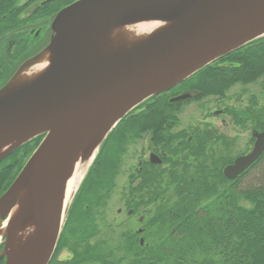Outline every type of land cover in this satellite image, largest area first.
I'll use <instances>...</instances> for the list:
<instances>
[{"label": "water", "instance_id": "water-1", "mask_svg": "<svg viewBox=\"0 0 264 264\" xmlns=\"http://www.w3.org/2000/svg\"><path fill=\"white\" fill-rule=\"evenodd\" d=\"M144 22L166 28L137 46L100 55L99 38L109 30ZM50 31L47 46L0 89V161L43 136L0 196V222L17 205L1 236L4 264H49L63 226V190L75 154L94 156L139 103L264 37V0H77L54 15ZM44 52L50 56L47 67L8 91ZM253 138L251 151L223 169L226 179H236L264 153V129L253 131ZM25 227L32 228L31 238L11 247Z\"/></svg>", "mask_w": 264, "mask_h": 264}, {"label": "trees", "instance_id": "trees-1", "mask_svg": "<svg viewBox=\"0 0 264 264\" xmlns=\"http://www.w3.org/2000/svg\"><path fill=\"white\" fill-rule=\"evenodd\" d=\"M75 1L0 0V89L22 63L47 46L52 18ZM189 80L193 87L202 88L205 95H222L236 85L258 84L264 91V37L220 57ZM162 119L157 114L152 121L141 122L140 127L149 129V123H153L158 128ZM136 123L133 109L98 148L72 199L49 264H264V154L234 185L225 181L219 189H213L214 186L198 184L191 197L177 193L168 225L164 221L158 230L162 236L150 249L135 245V235L124 232L119 234L124 245L115 249L122 250L124 255L114 257L113 251L103 252L98 246L90 245L88 238L97 233L95 217L98 212H104L122 160L135 141ZM258 129L262 130L263 126L258 125ZM42 138L38 136L26 142L0 161V196ZM127 191V207L132 208L134 190ZM158 223H154L155 227ZM2 247L1 244L0 251ZM63 249L70 251L71 256L58 260L57 255ZM0 264H4L3 259Z\"/></svg>", "mask_w": 264, "mask_h": 264}, {"label": "flooded vegetation", "instance_id": "flooded-vegetation-1", "mask_svg": "<svg viewBox=\"0 0 264 264\" xmlns=\"http://www.w3.org/2000/svg\"><path fill=\"white\" fill-rule=\"evenodd\" d=\"M189 79L190 77L166 92L145 99L135 107L137 128L135 141L131 146L135 149V169L134 174L130 173L126 176V190L127 192L131 188L134 190L132 201L135 200V203L132 204V208H128L127 195L122 191L119 194V200L122 201V207H125L123 210L125 209L127 217L133 216L135 209V219L138 222V228L134 232L135 242L141 248L150 249L154 244L149 246V242L144 243V231L150 228L146 226V223L154 225L155 222L166 221L165 226L168 225V217L171 214L172 204L178 197L177 193L183 197H191L188 183L201 184L210 188L214 181L221 179L220 174H223L226 166L232 165L236 158L251 151L255 141L253 131L260 133L263 130H252L249 115L246 114L251 108L253 92L245 98L242 96V91L238 95L231 94L232 87L222 95H205L204 90L198 86L193 87ZM256 85L263 91L258 84L248 86ZM239 86L240 89L243 88ZM183 95L187 98L175 101ZM209 107L213 110L207 111ZM188 108L192 109L188 110ZM186 110L190 111V114L196 112L197 115L194 114V117L189 114V122L186 126H182L180 119L183 118ZM242 112L243 116H241ZM157 114L163 118L158 128L153 126V123H149V129L140 127L141 122H150ZM212 119L220 121V124L215 123L218 127L211 126ZM230 125L233 131H230ZM230 132L235 136L231 137ZM241 136L247 137L245 144L250 146L247 150L245 146L243 151L232 154L231 147L241 140ZM221 157L230 162H219ZM120 173L121 170L115 177V182ZM241 175L234 180L222 177L224 180L221 181H228V184L234 185ZM113 190L108 194L104 212H98L95 217L97 233L88 238L93 248L100 247L104 239L101 232H108L106 213ZM171 196L175 199L172 200ZM118 213H121V210ZM72 214L73 212L69 217ZM149 218L152 221L148 220ZM73 220L76 219L73 218ZM77 222L78 220L75 221L73 229H77ZM119 225L121 226V224L114 225L115 229L120 227ZM114 227L111 225L112 229Z\"/></svg>", "mask_w": 264, "mask_h": 264}, {"label": "rangeland", "instance_id": "rangeland-1", "mask_svg": "<svg viewBox=\"0 0 264 264\" xmlns=\"http://www.w3.org/2000/svg\"><path fill=\"white\" fill-rule=\"evenodd\" d=\"M26 1L27 0H22L21 3L26 2ZM239 87H240L239 85L234 86L230 93L238 95L239 92L242 91V96H244L245 98L248 94L250 95L252 92L254 94L253 100L251 98V102H252V103H250L251 108L249 109L248 112H246V114L249 115L248 119H250V128L252 130H257L258 125H262L264 128V92L261 91L257 87V85L254 87L242 86L243 87L242 89H240ZM257 91H259V92L257 93ZM189 109H192V108H188V110ZM211 109L212 108L209 107L207 109V111H210ZM188 110H186L183 118L180 119L181 125L183 124L182 126H186V124L190 120V118H189L190 111H188ZM194 114L197 115L196 112ZM194 114H190V116L195 117ZM208 116H210V115H208ZM241 116H243V112L241 113ZM225 119H227V118L225 117ZM208 121L211 122V120H208ZM195 122H197V121H195ZM218 122L220 124V121L218 119H212L211 126L218 127V125H216V124H218ZM230 129H231L230 131H233L232 125H230ZM229 135L231 137L235 136V134L232 132H230ZM246 138L247 137H245V136H241L240 137L241 140L237 141V144H235V146L231 147L232 148V154H236L237 152H241V150L243 151L245 149V146H246V150L249 148L250 145L245 144V142H247ZM134 153H135L134 147H130L128 150V154H127L126 158H124L122 160L121 173L115 182V189L113 190L114 193L112 195V198H110V200L108 202V208L109 209H108V212L106 213V222L108 223V226L106 229H107V231L108 230H111V231L110 232H101L102 233L101 236H103L104 239L101 242L102 245L100 247H98V248H100L99 250H101L103 252L113 251L114 257H118V256L125 254V252H123V253L121 252L122 250H115L118 247V245H124V243L120 240L121 237L119 234L124 232L127 234L132 233L135 235L134 232L138 228V222L135 219V214L131 217H127L126 213L124 211L125 209L123 210L124 206L122 207V201L119 200L120 192L122 191V193H124L126 190V185H127L126 176H127V174L133 173V170L135 169V154ZM95 155H96V153L94 154L92 160L88 163L85 171L91 165ZM219 162L229 163L230 160L223 159L221 157ZM220 175H222V174H220ZM223 183H225V182H222L220 179L219 181L218 180L214 181L211 185L214 186V187H212L213 189H219V187L221 185H223ZM78 185H79V183H78ZM188 185H190L189 188H191L188 191L194 195L196 190H194L193 188L198 186V184H194V183L189 184L188 183ZM200 186H201V184H200ZM171 199L174 200L175 197L171 196ZM199 201H201V200H199ZM120 210H121V213H118V211H120ZM66 212H67V210L64 211V213H63V221H62L63 223L66 219ZM164 223H165L164 221H159V223L156 225V227L153 224L150 225V224L146 223V226H148L150 228L146 229V231H144V235H143L144 243L149 242L150 243L149 246H151L159 237H161L162 234L158 230L160 229L161 225L163 226ZM0 224H2V222H0ZM117 224H121V226L119 225L120 227L115 229L116 227H114V225H117ZM111 225L114 227L113 229L111 228ZM167 229H168V227H167ZM139 235H140V237L142 236L141 233ZM0 242H2V240H0ZM135 245H137L136 242H135ZM124 249H125V247H124ZM127 250H128V248H127ZM70 256H71V252L66 250V249H63L58 253L57 259L58 260H66V259H69Z\"/></svg>", "mask_w": 264, "mask_h": 264}, {"label": "bare ground", "instance_id": "bare-ground-1", "mask_svg": "<svg viewBox=\"0 0 264 264\" xmlns=\"http://www.w3.org/2000/svg\"><path fill=\"white\" fill-rule=\"evenodd\" d=\"M166 25L162 23L154 22H144L130 25L123 28H115L109 30L103 38H99V41L103 44V50L100 53L101 56H106L112 54L120 49L131 48L139 45L144 42L156 32L163 29ZM166 28V27H165ZM49 54L48 52L42 53L37 60L34 62L32 67L25 69L14 79V81L7 88L8 91L16 88L18 85L22 84L23 81H28L29 78H33L44 70L49 63ZM93 155L88 157H83L81 153L75 154L74 158L71 161L69 172L66 179V184L63 190V212L66 209L67 204L71 200L72 195L74 194L78 183L80 182L85 169L88 163L92 160ZM22 198V195L20 196ZM19 198V199H20ZM17 211V205L9 212L8 218L6 221L2 222L0 229V240L1 236L6 234L9 230V222L13 218ZM33 235L32 228L25 227L21 230L20 233H17L16 239L18 238L19 244L14 241V245L11 244V247H19L23 242L28 241ZM28 239V240H27Z\"/></svg>", "mask_w": 264, "mask_h": 264}]
</instances>
